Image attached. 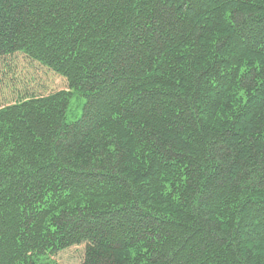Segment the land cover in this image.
<instances>
[{"label": "trees", "instance_id": "obj_1", "mask_svg": "<svg viewBox=\"0 0 264 264\" xmlns=\"http://www.w3.org/2000/svg\"><path fill=\"white\" fill-rule=\"evenodd\" d=\"M0 264H264V0H0Z\"/></svg>", "mask_w": 264, "mask_h": 264}, {"label": "rangeland", "instance_id": "obj_2", "mask_svg": "<svg viewBox=\"0 0 264 264\" xmlns=\"http://www.w3.org/2000/svg\"><path fill=\"white\" fill-rule=\"evenodd\" d=\"M78 114H80V109H78V110L75 112L74 115H78ZM74 115H73V116H74Z\"/></svg>", "mask_w": 264, "mask_h": 264}]
</instances>
